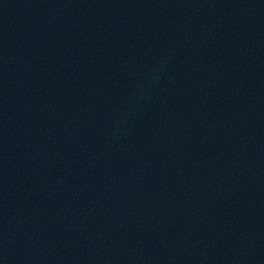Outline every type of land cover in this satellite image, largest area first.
I'll use <instances>...</instances> for the list:
<instances>
[{"label": "water", "instance_id": "1", "mask_svg": "<svg viewBox=\"0 0 264 264\" xmlns=\"http://www.w3.org/2000/svg\"><path fill=\"white\" fill-rule=\"evenodd\" d=\"M0 264H264V0H0Z\"/></svg>", "mask_w": 264, "mask_h": 264}, {"label": "clouds", "instance_id": "2", "mask_svg": "<svg viewBox=\"0 0 264 264\" xmlns=\"http://www.w3.org/2000/svg\"><path fill=\"white\" fill-rule=\"evenodd\" d=\"M155 72H156V70L153 69L152 72L149 73V78H151L152 76H154V75H155ZM141 94H142V93H141Z\"/></svg>", "mask_w": 264, "mask_h": 264}]
</instances>
